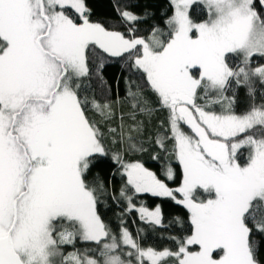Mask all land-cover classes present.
Listing matches in <instances>:
<instances>
[{"label": "snow or ice", "instance_id": "6c2138e0", "mask_svg": "<svg viewBox=\"0 0 264 264\" xmlns=\"http://www.w3.org/2000/svg\"><path fill=\"white\" fill-rule=\"evenodd\" d=\"M169 6L167 30L141 34L131 0H114L115 25L88 0H0V264H264V0ZM154 147L157 171L134 159ZM143 194L187 209L186 234L161 237L174 248L126 226L164 227Z\"/></svg>", "mask_w": 264, "mask_h": 264}, {"label": "trees", "instance_id": "16d2710c", "mask_svg": "<svg viewBox=\"0 0 264 264\" xmlns=\"http://www.w3.org/2000/svg\"><path fill=\"white\" fill-rule=\"evenodd\" d=\"M131 2L136 3L138 7L136 11L143 12L145 9L149 13V18L146 23L140 25L141 34H145L143 29L148 28L150 25H158L161 29L167 30L164 24V20L170 17L172 13V8L169 6V0H131ZM113 3L114 0H88V5L92 9V16L91 19L93 21H100L106 22L109 25H115V14L113 12ZM202 5L194 4L190 10L189 14L191 19L196 22H203L207 19L206 10L202 11ZM233 62L237 59L233 57ZM120 74V70L118 66H110L106 69V75L111 78L113 75L118 76ZM231 95V93H227ZM113 98L115 97V88H113L112 92ZM120 95L123 97L124 95V84L123 82L120 85ZM249 100L244 94V91H241L240 96L237 98L236 103V111L242 112L248 106ZM256 103H260L259 94L256 96ZM127 110V107H125ZM217 110H219L217 108ZM95 119H100L99 113H89ZM163 113H154L152 118V130L155 131V126L158 125L161 120L163 119ZM156 151V148H152L149 152L140 155L138 157H134V159H140L142 162L145 163V166L148 167L150 170L157 171L161 164H164L165 161L161 160L159 162L152 161L150 157ZM244 155H246V149L241 150ZM106 171H110V165L108 163H104L102 166ZM119 179L116 178L114 180V184L118 187L119 186ZM169 187L175 188L179 184V178H177L176 182H167ZM197 195H202V193L198 192ZM138 201L145 202L146 206L149 209H152L156 204L161 205L163 211V224L164 227H157L154 231L148 229L146 232L142 231V229H147L146 225H142L138 220L135 224H133V218L137 215L133 212L129 217H127V227L135 234L137 232L140 233V237L142 239V243L145 246L151 245L156 248H174L175 245L169 241L168 239L161 237H167L168 235H185L184 228L189 226V219H188V212L183 206L176 204L174 201L168 198H149L146 195H141L138 197ZM101 214L103 215L105 222H111L112 227L115 229L118 223V217L114 215V210L110 209L109 204L105 203L101 206ZM179 218L181 224H176L175 219ZM91 245L82 244L79 241L76 244V249L83 252L85 248H89ZM65 251L71 252L73 249L67 248Z\"/></svg>", "mask_w": 264, "mask_h": 264}, {"label": "flooded vegetation", "instance_id": "af4514ba", "mask_svg": "<svg viewBox=\"0 0 264 264\" xmlns=\"http://www.w3.org/2000/svg\"><path fill=\"white\" fill-rule=\"evenodd\" d=\"M143 195H146V196L149 197V198H156V199H159V198H157V197H152V196L149 195V194H143ZM177 198H180V197H179V194H177Z\"/></svg>", "mask_w": 264, "mask_h": 264}]
</instances>
